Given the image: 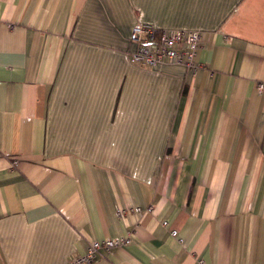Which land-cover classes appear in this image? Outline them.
I'll return each mask as SVG.
<instances>
[{"label":"crops","instance_id":"obj_1","mask_svg":"<svg viewBox=\"0 0 264 264\" xmlns=\"http://www.w3.org/2000/svg\"><path fill=\"white\" fill-rule=\"evenodd\" d=\"M137 21L203 31L197 72ZM259 81L264 0H0V264L264 263Z\"/></svg>","mask_w":264,"mask_h":264},{"label":"built area","instance_id":"obj_2","mask_svg":"<svg viewBox=\"0 0 264 264\" xmlns=\"http://www.w3.org/2000/svg\"><path fill=\"white\" fill-rule=\"evenodd\" d=\"M203 36V31L198 29L166 28L147 21H137L130 35L136 48L130 52L129 57L137 65L154 67L165 63L178 64L195 74L200 68L197 55L202 47ZM257 90L264 93V81L257 82ZM153 210V205L147 206L146 209L135 206L120 208L118 213L124 216L131 212L142 213ZM162 224L168 226L169 221L163 220ZM132 234L133 232L129 230L125 235L95 239L90 242L85 253L73 256L69 264H93L103 253H110L113 248L129 245L132 242ZM171 234L178 236V231L173 229Z\"/></svg>","mask_w":264,"mask_h":264}]
</instances>
